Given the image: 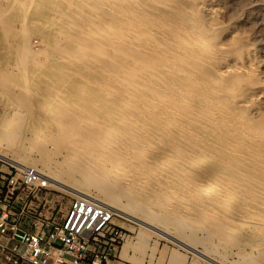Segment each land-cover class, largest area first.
<instances>
[{"label": "bare ground", "instance_id": "6f19581e", "mask_svg": "<svg viewBox=\"0 0 264 264\" xmlns=\"http://www.w3.org/2000/svg\"><path fill=\"white\" fill-rule=\"evenodd\" d=\"M61 1L65 3L61 13L51 10L58 17L75 14L74 3L81 9L97 5L89 9L94 12L87 14L86 28L67 26L78 35L61 36L73 44L67 53L46 54L50 60L56 57L54 69L58 66L64 77L73 79L68 86L72 103L61 98L64 89L54 87L40 72L47 77L44 88L54 90L35 94L40 83L35 86L33 75L40 68L33 67L41 65L35 63L40 52L36 60L34 55L26 58L29 50L22 41L26 47L21 45L20 51L25 54H17L21 65L15 64L17 92L0 117V158L17 167L35 168L39 163L36 170L47 186L92 198L177 242L205 264L224 263L213 257L212 250L196 248L169 226L184 219L187 226L201 221L211 237H234L237 229L249 227L253 236L259 235L264 260V125L244 113L251 108L247 101L264 98V91L245 95L246 89L233 88L243 76L257 71L256 49L249 45L238 56L234 38L232 43L219 38L214 31L218 25L204 17L220 12L214 0ZM29 4L21 6L25 17ZM97 8L119 17L120 25H103ZM94 25L99 30L111 28L101 34L104 37L99 31L98 37H90L88 27ZM69 44L64 42V48ZM8 74L0 71L2 95ZM33 96L36 103L30 101ZM45 129L49 134L43 137ZM55 133L67 141L61 160L49 165L46 156L28 157L33 143H56ZM24 143L32 146L22 149ZM92 188L95 195L88 193ZM173 253L170 258L185 263V257Z\"/></svg>", "mask_w": 264, "mask_h": 264}, {"label": "rangeland", "instance_id": "374dc122", "mask_svg": "<svg viewBox=\"0 0 264 264\" xmlns=\"http://www.w3.org/2000/svg\"><path fill=\"white\" fill-rule=\"evenodd\" d=\"M23 1L25 2H22V0H0V71L10 72V75L8 74L7 76V78L8 77L9 78L5 79V82H4L3 88L5 89V93H3V95L2 93H0V117L4 113L5 106H6L5 103L8 101L9 98L14 96L13 95L15 93L14 91L17 92L16 89H17L18 84L16 83L18 81L17 82H14V81H16L15 80L16 74L19 72L16 69H18V67L21 65V62L19 65V57H17V54L18 56L23 55L21 54L23 51L21 52L20 49L24 50L22 47L25 46V44L27 48H25L26 46L24 48L28 49L30 52L29 53L25 51L27 54L26 58L29 57L28 55L30 56L34 55V60H36L35 59L36 53L40 52V54H37L38 61H36L35 63H40L41 65L39 66L37 65L36 67L35 66L33 67V68H36L37 70L40 68L38 73H36L35 75V71H34V75H33L35 77V83H36L35 86L38 83L41 84L35 87L36 89L39 88V90H36V89L33 90L35 91V94L37 92L41 93V91H43L42 93L44 92L46 93V92H51L54 90V89H49L50 90L49 91L46 88H44L45 86H47V84H45L44 81L48 77L50 78L48 79V81L52 82L54 84V87H57L61 90L64 89L61 95V98L63 100L68 99L66 101L68 102L69 105H71L72 99H71V96H69L68 94L69 93L68 86L70 83L73 82V79L71 77L69 78L64 77L66 75H63L60 73V68L58 66H57V69H54L53 67L54 61H55L54 59L56 57L64 55L65 52L67 53V51L70 49V46H72L73 44L71 45L68 43L69 41H71V39L67 41V43H66V40L68 38H72L75 36L78 37V35L73 32L72 28L74 26L76 27V24L80 26L82 25V27L86 28V23L84 22L87 21L86 19L88 17L87 14L90 15L92 12H94L92 11L93 10L92 8L93 7L96 8L97 6L94 4L91 6V8L82 7L83 9H81L80 7L76 6L77 3L76 5L74 3L73 4L74 7L72 6V8H74L75 12L76 11L78 12V13L76 12L77 14L75 13L71 16H67L65 14L63 16L58 17L57 14H53V11L51 10H54V12L56 13H61L60 9L62 10V8L65 5V3L62 2L61 0H53L54 2L52 3L48 2L47 0L46 1L45 0H30L31 1L30 4L28 0H23ZM26 2L29 4V7L28 9L24 10L26 12L23 11V13L26 14V17H25V15L22 14L21 6H23V3H24L25 7L23 6V9L27 8ZM214 3H215V7H217L218 11L220 12H217V14L211 17L205 16V15L204 17L209 18V19L213 18L211 20L214 22L215 25L216 24L218 25L214 28V31L215 33L218 34V36L220 35L219 38H221V40L223 39V42L226 41L225 43H232L235 40L233 44L235 45L237 43L236 44L237 46L235 45L236 46L235 49H237L235 54L238 56H241L244 53V50L247 47H249V45H250V48L252 47L253 49H256L254 50V52H255L256 58L258 59L257 60L258 61L257 71L255 72V74L250 75L251 77L250 76L247 77V75L243 76L242 77L243 81H240L237 84L233 85V88L236 87V89H246L245 91L247 93L245 95L247 94L249 95L251 93L256 94L258 93V90H261V89L264 91V0H214ZM49 5L50 6L52 5L53 8H51ZM89 9H92V10L89 11ZM98 10H97L98 18L100 17V18L109 20V21H106L102 19L101 20L102 23L105 22L106 24V22H109L107 24H109V26L111 27H117V25L118 26L120 25L119 22L121 20L119 17L109 16V14L108 13L106 14L104 10L100 11L101 8L99 11ZM101 13H103L102 15L105 14L106 16H102ZM162 13L166 14V12H162ZM51 14L54 15L53 16L54 18H50ZM84 14H85V17H83ZM107 15L109 18L107 17ZM170 15H168V17H171ZM173 15L175 14L173 13ZM80 16L83 18H79ZM113 18L116 20H114ZM173 18H175V16ZM71 19L73 22L71 21ZM110 19H113L116 22V24L112 23ZM117 20H120V21L118 22ZM98 21L100 20L98 19ZM67 23L69 24L65 25ZM72 23L73 24L75 23L74 26L71 25ZM69 25H71L72 28L70 30H67L69 28ZM97 27L98 26H95V25L91 26V28L88 27L89 30L87 29L88 31L87 30L86 31L90 33L89 34L90 37L92 36L98 37L97 31L100 32V36H103L101 34H104V32H107L106 30L108 28H111V27H106V28L102 27L104 30L102 29L99 30L98 29L99 27L98 28ZM217 30H220V31H217ZM42 33L44 34L43 36H42ZM61 36L62 37L64 36V39L66 37L68 38L64 41V39ZM22 41L25 43L24 45ZM58 41H59V44H58ZM64 42H65V45L69 44L68 45L69 48L66 47L67 45L65 46L67 49L64 48L63 46ZM56 44L58 46H56ZM17 45L18 46L20 45L19 46L20 48ZM52 46H53V49H52ZM59 46L63 47V49L61 47L60 49ZM42 48L43 50H41ZM43 51H45L44 53L45 55L43 54ZM53 53H56V55L58 56H56L54 59H51V60L47 59L46 54H53ZM22 57L23 56H21V58ZM42 60H44V62ZM42 62L45 63L43 64L44 66L42 65ZM16 63L18 67L17 65H15ZM30 64L31 63L27 61V65H26L27 68L30 66ZM43 67H45L46 69ZM39 72H40V75H44L47 77L44 78V76H40ZM41 73H45V74H41ZM254 78H256L255 81H251ZM248 83H251L252 85ZM245 84L246 86H244ZM255 97L253 96L252 99H249L247 101V103L250 104L251 108L246 109L244 113L248 119L252 120V122L264 125V98H259L257 96L256 99L257 98L258 99L256 100ZM30 101H35L36 103L35 96H33ZM69 107L71 108V106H68L67 108ZM47 134H49V129H45L43 131L42 136L45 137ZM57 136L58 135H56L55 133L54 141L56 143H54L53 145H50L49 143H46L44 145L33 143V146H32V145H29L28 143H24L22 145L23 148L22 147L21 148L28 150L27 148L31 146L34 147L33 149L36 152L33 150L28 155V157L36 160L40 158L41 155H43L44 157L46 156L45 157L46 162L49 165H51L53 164L55 160L57 159L61 160L60 154H63L65 148H67V145H66L67 141L65 140L63 141L61 137L59 136L57 137ZM24 145L25 146L29 145V147H25ZM37 148L42 153L39 152ZM55 148L56 150L58 149L59 152H55L56 151ZM21 166H24V165H21ZM36 166H35V169L40 168L39 163ZM88 193H90L91 195H95L97 192L95 189L92 188L89 190ZM66 198L68 197L65 196L64 201H66ZM120 202L124 203L125 200L121 198ZM151 218L153 220L154 216H152ZM119 219L120 220H117V222L122 224L124 227L128 229L126 233L127 235L120 249V257L124 261H128L129 263H132V264H182V262L176 261L170 258L171 253H173L174 251L173 254H181L183 257H185L184 264H205L203 261L197 259V257H195L190 251L186 250L182 246H179L177 242L166 239L164 237H159L158 235H156V232H154L153 230L147 229L146 227L141 226L137 223L131 222L127 219H124V218L122 219L119 218ZM187 221L184 219L178 224H173L169 226L168 229L172 231H178L181 238H183V240H188L191 244H193L198 249H202L203 246H206L207 248L213 251L212 252L213 257L218 259L219 261H222L224 264H251L252 260H254L255 263L257 262L256 264H264V260L261 259L262 257L260 254L262 253V247H261V243L258 242L259 235L253 236L252 229H250L249 227L239 228V230L237 229L236 232L234 233L235 238L231 236L230 234L229 235L227 234L225 236L217 235V236L211 237L210 235L206 234L207 232H206L204 223L199 221L198 223H195L194 225L187 226ZM127 239H129L128 244H125ZM175 252H178V253H175ZM125 255L132 257L136 261V263L127 260V258L124 257Z\"/></svg>", "mask_w": 264, "mask_h": 264}, {"label": "built area", "instance_id": "2783aa9c", "mask_svg": "<svg viewBox=\"0 0 264 264\" xmlns=\"http://www.w3.org/2000/svg\"><path fill=\"white\" fill-rule=\"evenodd\" d=\"M119 218L0 158V264H132L120 257L128 229Z\"/></svg>", "mask_w": 264, "mask_h": 264}]
</instances>
